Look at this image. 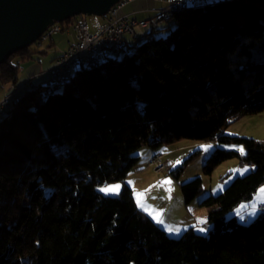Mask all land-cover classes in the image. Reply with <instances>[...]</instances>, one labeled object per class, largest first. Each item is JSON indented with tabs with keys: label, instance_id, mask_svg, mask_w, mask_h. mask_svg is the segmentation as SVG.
<instances>
[{
	"label": "trees",
	"instance_id": "obj_1",
	"mask_svg": "<svg viewBox=\"0 0 264 264\" xmlns=\"http://www.w3.org/2000/svg\"><path fill=\"white\" fill-rule=\"evenodd\" d=\"M153 18L176 26L133 38V52L108 54L62 88L29 83L11 98L0 117V264H264V211L248 225L227 219L264 186V141L224 134L229 121L264 114V0H209ZM42 54L11 55L0 85L13 94L20 65ZM181 140L243 149H216L204 176L232 159L249 169L199 202L207 236L189 228L169 237L126 184L141 147L159 152ZM114 184L117 197L97 193ZM180 189L188 207L202 179Z\"/></svg>",
	"mask_w": 264,
	"mask_h": 264
},
{
	"label": "rangeland",
	"instance_id": "obj_2",
	"mask_svg": "<svg viewBox=\"0 0 264 264\" xmlns=\"http://www.w3.org/2000/svg\"><path fill=\"white\" fill-rule=\"evenodd\" d=\"M208 1L209 0L205 2ZM165 7L166 5H164V8ZM155 12L144 17L150 21V26L146 29H136V41H139V38H144L151 29L161 30L167 27L170 29L175 28L176 24L173 20L157 21L153 18L157 13ZM59 25L64 31L52 36L51 42L53 43V47L47 48L51 44L49 39L43 40L40 47L34 44L30 46L31 50L44 51V54L37 56L35 60L20 65L18 84L24 82L28 77L29 67L37 65L38 63L40 64L37 66H39L40 73L43 75L35 79V83L43 82L46 84L49 75L47 74L48 71L46 72L45 69H50L52 67L50 64L51 58L57 52L67 47V42L71 39V36L74 39L72 27L65 30V26L61 23H59ZM163 34L164 33H162V35ZM125 39L130 40V44L135 42L132 37L125 36ZM108 54L111 56L116 55L110 51ZM122 56L123 53L116 55L117 58H121ZM11 90L12 89H10L8 85H0V92L9 94ZM56 91L60 92V90ZM224 134L230 137H243L264 141V114L244 116L231 120L225 127ZM187 145H191V147L182 149ZM169 148L174 149V154L169 157L168 154L162 156V161L167 166L166 169L162 171H156L154 167L150 165L153 151L149 147L143 146L135 152L134 156H138L139 161L129 175L130 177L128 176L126 179V184L130 186L133 191V197L137 207L146 213L169 237L179 238L189 228H193L199 235L207 236L208 231L206 227L209 228L206 223L207 213L199 207V202L207 196H216L220 194L232 180L245 176L249 172V169L247 167H241L237 159L225 161L214 170L211 176H204L202 168L206 160L216 149L241 152V148L237 146L220 145L216 142L197 143L190 140H181L162 147L159 151L166 152ZM193 154H196L195 157L187 162L183 171L179 174L177 179H175L171 175V172ZM169 160H171V163L168 162ZM195 178L202 179V193L186 208L180 186ZM262 189H264V186H261L257 190L251 201L244 202L233 212H230L227 215V219L234 217L239 224L244 225L253 223L258 215L261 214L262 209H264V192L261 191ZM201 229H204V231H201Z\"/></svg>",
	"mask_w": 264,
	"mask_h": 264
},
{
	"label": "built area",
	"instance_id": "obj_3",
	"mask_svg": "<svg viewBox=\"0 0 264 264\" xmlns=\"http://www.w3.org/2000/svg\"><path fill=\"white\" fill-rule=\"evenodd\" d=\"M131 0H121L113 6L104 17L98 16H78L74 18L72 31L74 40L69 43L52 63L48 73H56L57 70H68L74 68L87 67L92 60L108 55L109 51L117 53L119 49H127L128 44L125 36L136 38V29L141 25H150L149 20L138 21L130 15L122 14L121 10ZM166 7L156 12L161 17L170 18V8L178 5H190L192 3H202L207 0H161ZM62 32L59 24H53L42 35V40L50 39L54 34ZM14 94L0 98V111L3 106L11 100ZM162 155L153 157L150 165L156 171L166 169V164L162 161ZM253 169L252 167H250ZM264 211V209H262Z\"/></svg>",
	"mask_w": 264,
	"mask_h": 264
},
{
	"label": "water",
	"instance_id": "obj_4",
	"mask_svg": "<svg viewBox=\"0 0 264 264\" xmlns=\"http://www.w3.org/2000/svg\"><path fill=\"white\" fill-rule=\"evenodd\" d=\"M121 0H0V64L18 50L28 48L42 38L53 24L78 16L104 17ZM118 193L101 189H113ZM121 184L97 189L103 197L115 198Z\"/></svg>",
	"mask_w": 264,
	"mask_h": 264
},
{
	"label": "crops",
	"instance_id": "obj_5",
	"mask_svg": "<svg viewBox=\"0 0 264 264\" xmlns=\"http://www.w3.org/2000/svg\"><path fill=\"white\" fill-rule=\"evenodd\" d=\"M164 5H165V3L163 1H161V0H131L129 3H127L123 7V9L121 10V13L122 14H126V15H130L132 18H134V19H136L138 21L147 20L146 18H144L146 15H149V14H151V13L157 11V10L163 9ZM136 38H137V36H136ZM141 39L142 38H139V41ZM73 40L74 39L71 36V39L67 42V47H68L69 43H71ZM125 41H126V43L128 45H132V43L130 44V40L125 39ZM66 48L61 50L60 52H57L51 58V60H50V64L51 65H52L53 61L55 60V58H57L63 51H65ZM39 64L40 63H38L37 65H39ZM37 65H32L31 67H29V69H28V77L26 78V80L24 82L20 83L18 88L13 92L14 96L20 95L23 90L28 88L29 83L32 84V85H38V84H42L43 83V82L35 83V79H37V78H39V77H41L43 75L42 73H40L39 66H37ZM48 69L49 68H46L45 71L47 72ZM46 72H45V74H46ZM4 95L6 96L8 94H6V92H0V98L3 97ZM187 147H191V145L184 146L182 149L187 148ZM173 152H174V149H171V148H169V150H167L166 152H161V151L152 152L151 160L153 159V157L156 154H160L162 156H164L165 154H168V157H169V156H172L174 154ZM168 162L171 163V160H169ZM128 187H130V186H128ZM206 229L209 232V228L206 227Z\"/></svg>",
	"mask_w": 264,
	"mask_h": 264
},
{
	"label": "bare ground",
	"instance_id": "obj_6",
	"mask_svg": "<svg viewBox=\"0 0 264 264\" xmlns=\"http://www.w3.org/2000/svg\"><path fill=\"white\" fill-rule=\"evenodd\" d=\"M208 2H202V3H192L190 5H178L175 8H170V16L174 13V12H178L181 10H185V8H190V7H204L207 5ZM213 3V2H212ZM149 25H141V29H145L147 28ZM131 47V46H130ZM133 47V46H132ZM135 47V46H134ZM122 51H125L126 54L128 52H133L134 48H129L127 47V49H119L117 53H120ZM106 56H103L101 58H97L95 60H92L89 65L87 67H82V68H74V69H68V70H57L56 73H48L49 75V79L47 81V85L55 87V88H62L66 82L72 77V74L76 71H80L83 69H88V68H93L95 66H98L100 63H102V61L105 59ZM51 90V89H50ZM48 91V90H47ZM46 92V91H45ZM44 96V95H43ZM11 101V100H10ZM10 101L7 103V105L3 106L2 111H0V117L2 115L3 112H5L8 108V106L10 104ZM10 103V104H9ZM10 109V108H9ZM2 118V117H1ZM0 118V119H1Z\"/></svg>",
	"mask_w": 264,
	"mask_h": 264
},
{
	"label": "snow or ice",
	"instance_id": "obj_7",
	"mask_svg": "<svg viewBox=\"0 0 264 264\" xmlns=\"http://www.w3.org/2000/svg\"><path fill=\"white\" fill-rule=\"evenodd\" d=\"M241 152H243V149H240ZM246 171V169H245ZM102 191H105V192H112L114 194L118 193V190H119V185L115 186V188L113 189H101ZM262 192H264V189L261 190ZM203 223V221H202ZM201 231H204V229H201Z\"/></svg>",
	"mask_w": 264,
	"mask_h": 264
}]
</instances>
